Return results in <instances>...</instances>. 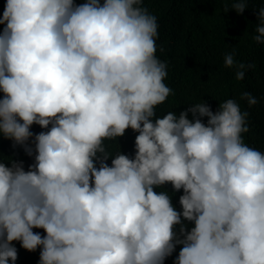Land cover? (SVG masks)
I'll list each match as a JSON object with an SVG mask.
<instances>
[{
	"label": "clouds",
	"instance_id": "clouds-1",
	"mask_svg": "<svg viewBox=\"0 0 264 264\" xmlns=\"http://www.w3.org/2000/svg\"><path fill=\"white\" fill-rule=\"evenodd\" d=\"M144 2L6 0L0 137L33 163L0 154V264L17 261L13 241L39 248V264H163L178 245L174 264H264V151L243 138L249 113L201 100L157 117L174 93ZM223 2L241 14L253 0ZM256 11L252 39L264 45ZM224 67L241 81L255 65L227 53ZM127 129L138 133L131 158L116 144ZM165 184L182 190L181 211L154 190Z\"/></svg>",
	"mask_w": 264,
	"mask_h": 264
},
{
	"label": "trees",
	"instance_id": "trees-1",
	"mask_svg": "<svg viewBox=\"0 0 264 264\" xmlns=\"http://www.w3.org/2000/svg\"><path fill=\"white\" fill-rule=\"evenodd\" d=\"M6 0H0V15ZM84 0H75L79 4ZM144 6L157 17L159 36L156 41L157 57L168 64L165 83L173 90L167 100L157 106L158 118H163L168 111L179 116L191 104L204 101L215 112L218 104L227 99L237 100L241 109L249 113V132L243 134L245 142L256 149L264 151V45H257L252 37L255 35L256 16L264 0H253L243 13L237 14L223 0H145ZM4 26L0 25V29ZM233 53L237 63L254 64L248 69L241 81L235 79V70L224 67V56ZM243 92H249L258 103L248 107L240 100ZM3 93L0 92V96ZM192 119V114H188ZM204 123L207 117L201 118ZM34 134L47 129L32 125ZM138 133L127 129L124 136L117 138L116 144L121 153L134 156L135 137ZM30 143V142H29ZM112 151L116 145L112 141ZM0 154L14 160H22L25 170L33 163V157L25 154L19 145L13 147L12 141L0 137ZM111 164V158L107 161ZM155 191H167L172 204L181 211L179 196L182 190L173 192L170 184H165ZM190 229L191 222L183 221ZM177 226V231H178ZM44 235L43 229H33ZM18 250L15 264H39V252H28L20 247L18 241L12 242ZM180 246L163 264H174Z\"/></svg>",
	"mask_w": 264,
	"mask_h": 264
}]
</instances>
